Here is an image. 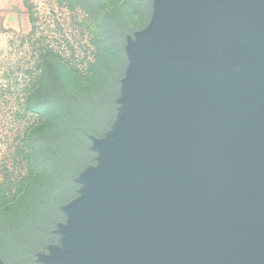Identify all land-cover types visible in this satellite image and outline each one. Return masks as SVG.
I'll return each instance as SVG.
<instances>
[{
    "label": "water",
    "instance_id": "water-1",
    "mask_svg": "<svg viewBox=\"0 0 264 264\" xmlns=\"http://www.w3.org/2000/svg\"><path fill=\"white\" fill-rule=\"evenodd\" d=\"M127 54L48 264H264V0H154Z\"/></svg>",
    "mask_w": 264,
    "mask_h": 264
},
{
    "label": "trees",
    "instance_id": "trees-1",
    "mask_svg": "<svg viewBox=\"0 0 264 264\" xmlns=\"http://www.w3.org/2000/svg\"><path fill=\"white\" fill-rule=\"evenodd\" d=\"M83 12L90 58L40 44L35 74L24 91L23 133L10 148L24 173L0 181V258L33 257L52 242L63 206L75 197L79 176L97 160L94 139L114 125L132 21L154 0H70Z\"/></svg>",
    "mask_w": 264,
    "mask_h": 264
},
{
    "label": "rangeland",
    "instance_id": "rangeland-1",
    "mask_svg": "<svg viewBox=\"0 0 264 264\" xmlns=\"http://www.w3.org/2000/svg\"><path fill=\"white\" fill-rule=\"evenodd\" d=\"M153 3L139 13L132 21L139 28L131 35L138 40V33L150 22ZM83 12L74 7L70 0H0V181L3 182L7 171L12 178H20L24 170L12 160L11 146L16 137L22 135L26 123L23 111V99L26 86L35 74V65L40 44L51 43L59 50L72 53L76 50L79 59L90 58V43L81 21ZM119 116L114 126L105 137L116 139L123 129L125 116L124 107L129 95L128 85L121 83ZM99 154L96 162L87 167L79 176L78 197L86 186V179L99 170L102 162ZM64 220L54 230L56 238L45 247L35 251L33 257L23 254L13 257L15 261L7 264H48L49 258L56 249H66V234L62 228L71 221L65 210ZM3 260L2 258H0ZM4 261V260H3Z\"/></svg>",
    "mask_w": 264,
    "mask_h": 264
}]
</instances>
